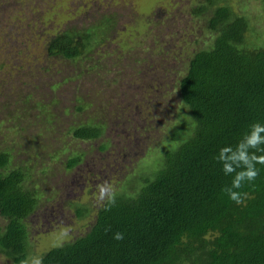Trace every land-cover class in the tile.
Returning a JSON list of instances; mask_svg holds the SVG:
<instances>
[{
    "label": "trees",
    "instance_id": "1",
    "mask_svg": "<svg viewBox=\"0 0 264 264\" xmlns=\"http://www.w3.org/2000/svg\"><path fill=\"white\" fill-rule=\"evenodd\" d=\"M68 1L0 0L2 264L30 256L43 264H264V165L237 205L221 191L232 176L216 159L253 122L264 124V39H246L253 31L246 0H183L170 43L174 17L164 6L143 14L109 0ZM119 59L137 64L130 65L135 77L141 64L153 69L158 79L150 84L174 88L179 107L164 111L171 121L159 138L143 140L149 153L141 163L158 153L159 165L126 171L106 210L91 198H65L52 181L78 175L91 193L117 167L101 163L104 155L113 161L129 151L110 148L104 133L114 123L105 107L122 75ZM130 144L134 151L137 143ZM86 159L101 164L83 175ZM54 204L79 227L58 247V226L55 239L37 248L30 216L53 213ZM116 232L124 238L114 240Z\"/></svg>",
    "mask_w": 264,
    "mask_h": 264
},
{
    "label": "rangeland",
    "instance_id": "2",
    "mask_svg": "<svg viewBox=\"0 0 264 264\" xmlns=\"http://www.w3.org/2000/svg\"><path fill=\"white\" fill-rule=\"evenodd\" d=\"M183 0H109L108 5L115 6L117 3L121 4L122 6L130 5V8L135 11V9H139L140 12L143 11H150V8H154V10L160 6H164L166 10H169V14L173 15L174 19L172 24L175 27H172L170 29V34H168L167 39H172L173 33H171L173 30L179 31V9L176 8L175 5H179L178 3L182 2ZM108 2V1H107ZM68 6L73 7V2L71 0L68 1ZM235 4V3H233ZM120 5V6H121ZM260 8L259 6V0H246L245 6L243 7V11L248 15V21L253 25L252 29L253 31L251 33H248L246 36V39L256 37L255 42H258L262 39H264V10ZM143 14H146V12H143ZM165 14V13H164ZM168 14V15H169ZM167 15V13H166ZM165 15V19L167 18ZM170 18L172 16H169ZM251 30V28H250ZM257 31V32H256ZM180 32V31H179ZM184 32L187 34L186 29ZM250 32V31H249ZM254 41V40H253ZM145 42H140L139 46L137 45L136 48H139V50L145 49ZM136 64L131 62H123L122 59H119V65H121V76L120 78L114 83L113 90L115 92H110L108 95V103L107 107H105V110L107 113H110V111H114V116H111L113 118L114 122L113 124L108 125V129L106 130L105 135L108 137V143L110 148H115L116 151H122L126 147L129 148V151L124 152L121 156H123V159H121L119 156H116L113 161H110V154L107 153V156L104 155L103 162L107 165H116L114 162L116 161L117 167L114 168L115 171L109 170L107 172V176L101 175L102 179H105L106 181L111 182L112 184L119 182L125 177L126 171H132L134 166L136 165H147L146 169H149L151 167H156L159 165L161 161V157H159L158 153H155L153 155V158H151V162H143L141 163V160L145 156V152H148V147L142 146L143 140L146 139H156L159 138L162 135L163 129L167 124H169V121H171V118L168 114H174L175 110L179 107L177 98L175 97L174 88H171L169 85L168 90L166 91L163 86H159L157 84L151 85V77H156V75L151 76L153 73V69L150 71V69H147L146 72H144L142 69L146 66H140L139 72L141 74H138L139 77H135L132 75V69L130 65ZM156 63L154 62L153 65ZM137 65V64H136ZM122 79V80H121ZM131 79H134L132 81ZM155 79V80H156ZM121 80V81H120ZM164 80V79H163ZM158 82V81H157ZM86 83L83 82L84 87ZM158 86V87H157ZM67 86H64L61 91L69 94V88ZM62 96V94H60ZM148 106V108H146ZM145 109L147 111V114L141 115L145 112ZM164 111L169 113H165ZM162 119L161 125L158 124V119ZM169 119V120H168ZM117 120V121H115ZM154 129V130H153ZM150 131H153L151 135ZM130 143H137V147L134 148V151L131 150L132 146ZM88 146L85 142H81L80 148H85ZM142 147V150H141ZM141 151V152H140ZM130 155H129V154ZM98 153L91 152L90 158H96ZM93 160H87L86 163L83 165H86L85 172L83 171V168H80V172H82L83 175L87 174L86 169L88 165H100L101 163L92 162ZM56 165V164H55ZM134 170V169H133ZM150 170V169H149ZM89 171V170H88ZM77 173V172H76ZM108 175H110L108 177ZM101 179V180H102ZM66 180V179H65ZM104 180V181H105ZM60 181V182H59ZM53 183H57L55 186L60 187L59 191H61V194H64V196H67L65 198L68 199H79V197L82 198H91L93 201H97L96 199V182L93 183L92 186H90L89 190H92L91 193H85V188L88 189L87 183L88 181L83 183V180L80 179L78 175H75L74 177H67L66 181H61L57 177L53 178ZM59 182V183H58ZM92 182V181H90ZM84 184V185H83ZM89 184V183H88ZM91 184V183H90ZM81 185L85 186L81 189L80 192L77 193L79 188H81ZM77 193V194H76ZM86 196V197H85ZM57 200V197L53 199L55 202ZM92 201V206L95 205ZM45 203L47 201H44ZM43 205L44 203L41 202ZM46 206V205H44ZM51 206V205H50ZM55 209L53 210V213L50 212H41V215L35 216V214L32 217V223H33V232L31 234L30 239L32 240V243H34V246L37 248H40L46 244H49V240H52L53 237L55 239V229L59 227H64L67 225V223L70 224L71 232L73 230L77 229L80 224V220H76L75 222H72L69 220V217H73L71 213L65 214L60 209L61 205L57 209V204H54ZM44 210V209H43ZM55 211V212H54ZM67 211V209H66ZM65 211V212H66ZM58 213H61L58 215ZM56 218H61L58 223H54L51 219V216ZM58 215V216H57ZM71 215V216H70ZM68 219V220H66ZM89 220V217L87 219H83V222H86ZM66 221V222H65ZM81 221V222H82ZM57 226V227H56ZM59 226V227H58ZM59 234V233H57ZM56 234V235H57ZM5 259L0 257V264L4 263Z\"/></svg>",
    "mask_w": 264,
    "mask_h": 264
},
{
    "label": "clouds",
    "instance_id": "3",
    "mask_svg": "<svg viewBox=\"0 0 264 264\" xmlns=\"http://www.w3.org/2000/svg\"><path fill=\"white\" fill-rule=\"evenodd\" d=\"M216 159L221 164V171L224 175L232 176L230 186L225 185L221 191L228 196L229 200L237 205H243L248 194L240 189L244 187L245 183L254 182L260 173L257 165H264V124L259 121L253 122L235 147L231 145L222 147ZM96 192L97 201L103 203L106 210L115 204L117 191L111 182L101 181L96 185ZM59 232L62 239L57 244L58 247L71 242L70 227H61ZM123 238V233H113L114 240L120 241ZM19 264H43V257H26L20 260Z\"/></svg>",
    "mask_w": 264,
    "mask_h": 264
}]
</instances>
